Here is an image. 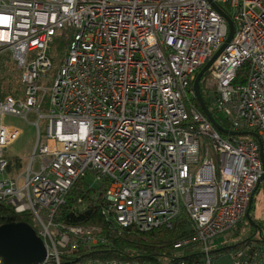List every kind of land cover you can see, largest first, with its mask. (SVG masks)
<instances>
[{"label":"built area","instance_id":"2783aa9c","mask_svg":"<svg viewBox=\"0 0 264 264\" xmlns=\"http://www.w3.org/2000/svg\"><path fill=\"white\" fill-rule=\"evenodd\" d=\"M212 5L234 31L201 78L203 91L231 131L258 136L264 160V0H0V69L8 58L23 86L20 95L0 93V204L31 216L47 251L38 264H61L65 254L78 260V249L101 242L99 227L59 216L87 174L103 186L101 214L118 229L143 233L188 220L191 233L157 264H212L216 239L245 217L264 176L259 145L223 135L192 104L197 73L228 34ZM63 31L55 67L49 51ZM30 113L38 115L33 153L10 172L7 149L20 129L4 120ZM259 187L264 194V179ZM189 247L198 260L181 258ZM231 257L262 264L264 244Z\"/></svg>","mask_w":264,"mask_h":264},{"label":"trees","instance_id":"16d2710c","mask_svg":"<svg viewBox=\"0 0 264 264\" xmlns=\"http://www.w3.org/2000/svg\"><path fill=\"white\" fill-rule=\"evenodd\" d=\"M67 33L63 31L58 36L57 41L61 42V38L66 36ZM2 69V65H1ZM247 65H243L237 75L236 82L244 80L246 75ZM204 78L199 83L200 92L203 101L207 108L211 111L215 121L219 126L225 130H231V125L220 118L217 113L211 108L206 99V94L203 91ZM4 93V92H3ZM2 93V94H3ZM6 94V93H5ZM192 104L202 112L199 103L196 99L192 100ZM247 137V136H245ZM250 138V137H248ZM10 172L13 169H20L23 166V161L18 157H11ZM261 190L259 187L253 193V201L255 195ZM82 202L79 203L78 200ZM252 204L249 208V218L256 224V228L251 226L246 216L237 224V229L241 223L248 229V235L244 238L230 244L216 245L212 247L211 254L213 259L220 255H235L242 250H249L256 244H264V219H257L252 212ZM83 205V208L80 206ZM104 206L103 201V186H100V191L96 199L92 198V192L87 188L84 183V178L77 180L72 188L69 190L65 204L60 208V220L64 223L71 225H95L99 227V238L101 242L97 245L89 247L87 252L82 248L78 249L75 253L81 254L78 260H71L69 262L68 254L61 257V264H83L88 259L100 260H139L157 264L160 263L162 258L173 256V243L180 240L184 236L191 233V228L188 220L183 217L176 221L171 229H156L149 232H138L132 228H116L111 221L105 219L101 214V209ZM13 222H24L34 229L31 216L28 213L15 214L12 209L6 205L0 204V225ZM258 231V233L256 232ZM239 235L238 232L234 236ZM192 247L186 248L184 256L185 260L195 257L197 260L201 254L197 251L188 252Z\"/></svg>","mask_w":264,"mask_h":264},{"label":"rangeland","instance_id":"374dc122","mask_svg":"<svg viewBox=\"0 0 264 264\" xmlns=\"http://www.w3.org/2000/svg\"><path fill=\"white\" fill-rule=\"evenodd\" d=\"M67 38V35L61 38L62 40L60 43L59 41H57V39H55V41L50 47L49 53L54 60L55 67H58L60 65V62L62 61L63 55L65 53V45L61 43H63V41L66 42ZM22 88L23 86L19 80V73L16 70L14 63L10 62L8 58L4 59L2 63V69H0V93L4 92L6 93V95H20L22 92ZM47 98L48 96L45 100H47ZM39 112L42 115H46L48 112L47 106L45 104H42L40 106ZM37 120V113L28 114L27 120L11 116H7L4 120V123L6 125L15 126L20 129L19 137L7 149V156L9 155L10 158H21L23 161V165H26L28 163L34 150L37 135L34 123L37 122ZM45 126L46 120H41L39 123V127L42 133L45 129ZM238 139L250 140V138L248 137H238ZM84 183L86 184L87 188L92 192V198L93 194H96L95 196L98 197V193L100 191V184L95 180V176L92 174H87L84 178ZM80 208H83V205L80 206ZM252 212L255 215V218L264 219V194L261 190L254 197ZM236 232H238L239 235L234 236ZM248 233V229H246V227L241 223L238 229L236 226L235 230L228 232L225 235L219 236L216 241L219 242L218 244H230L244 238L248 235Z\"/></svg>","mask_w":264,"mask_h":264},{"label":"water","instance_id":"95a60500","mask_svg":"<svg viewBox=\"0 0 264 264\" xmlns=\"http://www.w3.org/2000/svg\"><path fill=\"white\" fill-rule=\"evenodd\" d=\"M212 6L225 19L228 25V34L223 45L197 73L193 82V91L203 114L220 133L226 136H247L257 141L259 145L262 168L264 170V160L262 159V145L258 136L252 132H234L231 130H225L221 126H219V124H217V122L215 121L211 111L205 105L200 92L199 83L201 81V78L208 70L211 63L227 47L234 31L233 24L229 17L225 13H223L217 6ZM263 179L264 176L261 175L254 189V192L259 188V184L263 181ZM252 201L253 197H251L249 208L252 204ZM249 208L247 209L245 216L246 218H248L251 226L256 228V224L249 218ZM256 232L258 233L257 230ZM46 256L47 251L43 244V241L37 236L36 232L31 226L24 222H13L0 225V260L2 264H38L43 261Z\"/></svg>","mask_w":264,"mask_h":264},{"label":"crops","instance_id":"0c3cea01","mask_svg":"<svg viewBox=\"0 0 264 264\" xmlns=\"http://www.w3.org/2000/svg\"><path fill=\"white\" fill-rule=\"evenodd\" d=\"M218 243H219L218 241H216V243H214V246L216 244V248L218 247L217 245H219V246L224 245V244H218ZM212 264H233V260H232L231 255H220L213 260ZM262 264H264V260H263Z\"/></svg>","mask_w":264,"mask_h":264}]
</instances>
